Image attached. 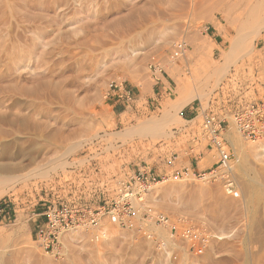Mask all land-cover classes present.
I'll return each instance as SVG.
<instances>
[{
  "label": "rangeland",
  "instance_id": "obj_1",
  "mask_svg": "<svg viewBox=\"0 0 264 264\" xmlns=\"http://www.w3.org/2000/svg\"><path fill=\"white\" fill-rule=\"evenodd\" d=\"M225 2L219 9L212 0H0V188L15 179L0 196L8 204L0 214V264H264V138L244 139L231 115L242 103L264 107V29L249 55L210 75L236 34ZM159 79L168 88L162 96ZM116 82L133 90L122 115L112 106ZM179 82L200 116L182 120L183 106L173 122L141 132L165 117ZM209 111L230 122L232 159L220 170L235 191L227 194L212 175L170 173L154 181L147 202L205 221L223 240L196 255L163 228L150 226L157 246L104 218L97 228L74 230L60 253L37 243L47 206L109 208L142 157L182 151L189 136L201 135ZM207 145L196 142L198 151Z\"/></svg>",
  "mask_w": 264,
  "mask_h": 264
},
{
  "label": "built area",
  "instance_id": "obj_2",
  "mask_svg": "<svg viewBox=\"0 0 264 264\" xmlns=\"http://www.w3.org/2000/svg\"><path fill=\"white\" fill-rule=\"evenodd\" d=\"M156 70L162 72L159 65ZM112 93L119 99L131 103L133 95L126 90L123 83H112ZM238 131L247 139L255 141L264 136V107L254 103H242L233 112ZM230 122L226 115L209 111L203 115L201 124V138L194 136L197 142L207 141L211 148L218 153L217 166L209 172H193L185 168L176 172L175 176H190L192 173L198 178L219 180L228 194L235 191L234 183L221 167H227L232 159L229 149L227 133ZM192 171V172H190ZM229 172V169H228ZM156 178L138 169L130 178L121 183L119 193L111 206L92 208L77 203H61L47 206L43 213L45 221L38 225L36 238L39 245L46 252L60 253L63 248L62 235L72 229H89L99 227L106 218L110 222L127 228L144 239L161 242L158 234L150 227L156 225L163 228L174 243L186 244L189 252L202 255L214 236L213 229L200 219L191 216H173L156 209L147 202L148 194ZM6 200L0 201V214L7 212ZM158 246V244H157Z\"/></svg>",
  "mask_w": 264,
  "mask_h": 264
},
{
  "label": "bare ground",
  "instance_id": "obj_3",
  "mask_svg": "<svg viewBox=\"0 0 264 264\" xmlns=\"http://www.w3.org/2000/svg\"><path fill=\"white\" fill-rule=\"evenodd\" d=\"M224 1H226L225 2L226 3V5H225L226 7L223 9V13L225 15L224 19H225L226 23H230L229 25L234 26L236 34L232 38V41L230 43L229 49L223 51V54L221 56L222 57V64H220L218 66H215V65L211 64L210 66H208L207 69L209 70L210 75H212V76L213 75L214 76L222 75V73L224 72V68H223L224 66L223 65H226L227 63H231V62L235 61L237 56H241L242 57V56L249 55L251 53V51L253 50L254 45L257 43L258 40H260L261 32L264 29V0H212L214 8L215 7L216 8H219V7L222 8L221 5L223 4ZM198 38H199V36H198ZM198 45H199L198 46L199 48H202V49L206 48V46L204 45V40H203V42L201 40V43H198ZM143 86L144 85H142V87ZM144 87L146 88V86H144ZM187 90H188L187 84H185L183 82H179V86H178V88L176 90V95H177L176 98L177 99H176L174 104H172V106L169 109L164 111L165 117L162 120H156V119L153 120L152 119V121H151V119H150L151 122L148 121L149 123H147L145 125H144V123H143V125L141 124L143 127L142 128L139 127L140 128L139 130H141V132L151 131V130L154 132V130L157 131L161 127H163L165 124H167L168 122L172 121L171 119H173V117L176 115V111H178V109H180L183 106H185L188 103H190L191 100L193 99L192 95L191 96H190V94H189V96L187 95ZM196 94L194 95V93H193V95L195 97H196ZM201 94L202 93L199 94L200 97H201ZM204 95H206V93ZM202 97H204V96L202 95ZM231 115H232V113H231ZM234 125H235V122H234ZM130 131H134V129L130 130ZM135 131H136V129H135ZM237 131H238V129H237ZM153 132H151V133H153ZM239 134L244 139H246L248 141H251V142H256L258 140L257 139L255 141H252V140H249V139L245 138L240 132H239ZM261 138H264V136L260 137L259 139H261ZM258 146L260 147V149L262 151H264V144L263 143L259 144ZM258 154H260V153H258ZM14 180L15 179L10 180V183H8L6 186H2L3 188H0V196L4 195V193L6 192V189H8V190L12 189V187H13L12 186V183H13L12 181H14ZM0 184H2V180H1ZM153 184H155V182ZM154 186H153V188H154ZM153 188H151V190ZM153 191H155V190H153ZM225 192H226V190H225ZM74 230H77V229H72V230L68 231L69 232L68 235H66L68 232H65L62 235V242H63L64 238L66 239L65 242H67L68 239L74 237L73 235H78L79 234L78 231H74ZM213 231H214L215 234H213L214 236L211 238L212 241L209 244V247L212 245V243L220 241V240H223V235L224 234H221L220 232H218V231H216L214 229H213ZM70 232H74V233L71 234ZM158 244L161 245L162 242H159Z\"/></svg>",
  "mask_w": 264,
  "mask_h": 264
},
{
  "label": "crops",
  "instance_id": "obj_4",
  "mask_svg": "<svg viewBox=\"0 0 264 264\" xmlns=\"http://www.w3.org/2000/svg\"><path fill=\"white\" fill-rule=\"evenodd\" d=\"M263 38L264 35L262 36V39ZM157 83H159L160 86L155 85V88H157L156 95L162 96V94L168 89L167 84L162 79H159ZM125 88L133 95V90L131 88ZM111 98L114 100L112 106L116 113L122 115L126 112H129L130 107L132 106V102L127 103L115 96L114 93H111ZM200 114L201 108L192 105L191 102L184 106L180 111V117L182 118V120L188 122L197 119ZM188 128L189 125H186V127L182 128V131L188 132ZM187 135L188 134H186V136ZM193 136L188 137L184 144L185 147L182 151L181 149L175 152L164 150L162 152L159 151L158 154L152 152L147 156L145 155L141 158L138 169L148 173L156 179L162 176L169 175L170 173L182 171L185 168H188L193 172H207L211 170L218 163V160H215L217 156L214 152H216V150L211 148V146L208 144L203 150L198 151L196 147L197 141ZM174 144H176V142H174ZM175 147L178 146L176 145Z\"/></svg>",
  "mask_w": 264,
  "mask_h": 264
}]
</instances>
